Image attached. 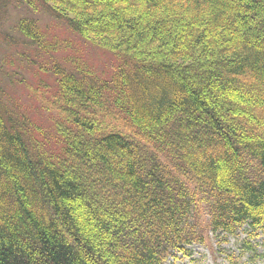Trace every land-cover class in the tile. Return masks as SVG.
Masks as SVG:
<instances>
[{
	"label": "trees",
	"instance_id": "trees-1",
	"mask_svg": "<svg viewBox=\"0 0 264 264\" xmlns=\"http://www.w3.org/2000/svg\"><path fill=\"white\" fill-rule=\"evenodd\" d=\"M20 1L115 62L52 67L49 129L0 101V264H167L245 227L257 254L264 0Z\"/></svg>",
	"mask_w": 264,
	"mask_h": 264
},
{
	"label": "rangeland",
	"instance_id": "rangeland-1",
	"mask_svg": "<svg viewBox=\"0 0 264 264\" xmlns=\"http://www.w3.org/2000/svg\"><path fill=\"white\" fill-rule=\"evenodd\" d=\"M33 19L38 25L45 47L58 45L65 49H41L24 38L18 30L21 19ZM79 57L96 73L106 74L115 58L108 52L82 40L48 12L34 13L20 0H0V101L40 126L49 129L56 111L49 103V90L55 80L50 71L64 60ZM246 227L244 228V230ZM220 243L209 233L212 248L194 244L185 253L174 251L167 264H230L226 255L235 254L239 264H264V235L253 242L257 254L243 251L246 233Z\"/></svg>",
	"mask_w": 264,
	"mask_h": 264
}]
</instances>
